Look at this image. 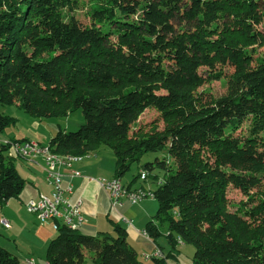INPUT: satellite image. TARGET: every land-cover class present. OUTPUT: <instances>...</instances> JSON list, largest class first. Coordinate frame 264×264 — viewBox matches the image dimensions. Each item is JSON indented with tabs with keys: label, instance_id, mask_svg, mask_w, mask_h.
<instances>
[{
	"label": "trees",
	"instance_id": "trees-1",
	"mask_svg": "<svg viewBox=\"0 0 264 264\" xmlns=\"http://www.w3.org/2000/svg\"><path fill=\"white\" fill-rule=\"evenodd\" d=\"M84 2L87 25L73 15ZM263 25L264 0H0V108L37 120L81 111L84 124L60 128L50 151L84 157L108 147L120 180L138 165L132 183L145 172L159 206L145 230L172 247L147 263L116 224V236L95 237L59 225L48 264H85V252L96 264H168L179 241L195 248L192 264H264ZM205 75L225 78L226 93H199ZM148 109L163 128L134 131ZM15 122L0 112V134ZM244 125L247 136H235ZM25 141L0 144V204L24 189L9 151ZM230 187L247 197L234 212ZM0 264L22 263L0 246Z\"/></svg>",
	"mask_w": 264,
	"mask_h": 264
},
{
	"label": "crops",
	"instance_id": "crops-1",
	"mask_svg": "<svg viewBox=\"0 0 264 264\" xmlns=\"http://www.w3.org/2000/svg\"><path fill=\"white\" fill-rule=\"evenodd\" d=\"M64 130L67 131L66 129ZM54 136H49L48 143L43 144L39 140L40 136L34 133L26 132L20 137H9L4 132L0 134V144L26 139L28 141L38 142L42 146H47ZM89 156L73 164V170L79 171L81 177H72L71 170L62 169L64 174L63 187L72 186V193L69 196L71 202L82 201V213L85 218V224L80 229V232L93 237L99 234L116 236L113 225L116 224L126 231L127 241L136 251L141 261L150 263L152 258H156L154 255L158 251L165 256L162 245L158 241L157 244L154 243L148 236L143 234L147 224L155 221L156 211H158L157 201L151 198L133 204L128 200H123L120 205L113 207L109 193L101 187L98 181L101 179H113L115 166L111 175L104 174L102 171L103 160L99 159L97 155L95 157H92L93 154L91 157ZM16 168L26 183L18 198H13L0 204V221L6 219L10 224V228L7 229L0 222V229H4L3 233L5 237L4 242H0V246L17 256L20 261H24V264L28 259H33L37 263L36 258L46 257L47 247L50 241L57 236V232L53 228L52 221L42 224L34 215L30 216L27 212L26 205L31 200L39 199L41 195L51 196L54 189L46 180L45 164L41 158L28 160L17 155ZM90 178L94 180H90ZM139 180L137 182L140 183H132V181L131 183H125L121 179L123 185L129 186L131 190H154L155 185L149 179L144 181ZM126 220L130 221L131 224H128ZM24 222L28 227L27 231L33 232L37 238L34 245L29 244L24 247L17 243L16 239L19 237L21 228L22 230L24 228L22 224ZM89 255L90 252H85V259ZM147 256H151L150 259Z\"/></svg>",
	"mask_w": 264,
	"mask_h": 264
},
{
	"label": "rangeland",
	"instance_id": "rangeland-1",
	"mask_svg": "<svg viewBox=\"0 0 264 264\" xmlns=\"http://www.w3.org/2000/svg\"><path fill=\"white\" fill-rule=\"evenodd\" d=\"M91 7H92V4L90 6L88 2H84V5L79 10L75 11L73 15L79 21H81V23H83L84 25H87L90 23V16L88 13ZM260 29L264 31V25ZM257 53L258 55L264 58V46L261 48H258ZM204 71L205 70L203 69L201 70L202 73H204ZM224 73L226 75H230L233 73V69L229 67L224 68ZM226 90H227V85H226L225 78L220 79V80H207V75H205V83L199 87L198 92L206 93L208 95L218 97V96L225 94ZM0 112L16 119L15 124L10 125L5 131V134H7L9 137L10 136L20 137L24 135L26 132L34 133L37 136H40L39 140L43 144L48 143V140H49L48 137L51 135L54 136L58 132L59 127H61L62 129H66L68 132H75L85 122L84 116L79 110L69 115L66 118L49 119V120L34 119L32 116L25 113L21 108H19L16 105L1 107ZM153 124L156 125L159 129L163 128V122L161 121L159 114L154 109H148L140 117L139 121L134 125V131H137L138 129H141V128L144 131H149L150 128L153 126ZM247 134H248L247 125L242 126L240 129H238L235 132V136H238V137H245L247 136ZM91 155L89 157H91ZM96 155L99 159L103 160V165H102L103 173L111 175L114 170L113 168L115 166L114 165L115 157H114L113 151L108 147L101 146L96 152ZM96 155L93 154L92 157H95ZM165 156H166L165 152L158 153V154H148L142 159V164L147 163V162H152L154 161L155 158L162 159ZM155 173L161 178L164 177V173L160 171H155ZM138 174H139V166L134 164L132 168L130 169V171L122 179L124 180L125 183L127 182L131 183L134 177L138 176ZM149 180L151 182L150 178ZM137 183H140V182H137ZM228 200H229V209L230 211L234 212L239 208L241 203L247 202V197L240 190L230 187L228 190ZM31 215L32 214H30V216ZM22 224L24 228L23 230L21 228L19 232L20 234L17 233L19 234L18 239H16L17 243L24 247L28 246L29 244L34 245L35 242L37 241V238L34 236L33 232L31 233L30 231H27L28 227L27 225H25V222ZM3 230H4L3 228L0 229V242L2 243L4 242V239H5ZM54 230L56 231L55 228ZM162 230L165 232L166 227L164 226ZM158 243L162 245L165 255H168L172 251V247L169 245L166 235H163L162 237H160L158 239ZM172 254L173 256L167 262L168 264H192L193 257L195 254V248L192 245L183 244L179 241L178 244L176 245L175 250H173ZM161 258L164 259L165 256H163L162 254ZM36 261L37 263L34 262L35 264H47L45 256L43 258L42 257L36 258ZM20 262L24 264L23 263L24 261L23 262L20 261ZM85 264H96L94 261L93 253H90V255L85 259Z\"/></svg>",
	"mask_w": 264,
	"mask_h": 264
},
{
	"label": "built area",
	"instance_id": "built-area-1",
	"mask_svg": "<svg viewBox=\"0 0 264 264\" xmlns=\"http://www.w3.org/2000/svg\"><path fill=\"white\" fill-rule=\"evenodd\" d=\"M48 151V145L42 146L35 141L11 144L9 156L17 159V153L36 154L38 159L41 158L44 161L46 180L54 189L51 196L41 195L39 199L28 202L26 208L40 223L45 224L48 221H52L56 231L59 225H64L73 231L80 230L85 224V218L82 213V201L71 202L69 196L72 193V186L63 187L64 174L62 169L71 170L72 177H81V173L73 170V164L51 163L48 158ZM146 179V173L142 172L141 180L144 181ZM90 180L94 179L90 178ZM98 183L109 193L113 207L120 205L123 200L137 204L145 199H151L153 196V191L144 189L131 190L128 188V190H121V183H117V178L110 180L101 179ZM126 222L131 224L130 221L126 220ZM1 223L5 228H10V224L6 219H2ZM143 234L148 236L146 230L143 231ZM154 256L161 258L162 254L158 251ZM150 257L147 256L149 259ZM25 264L35 263L33 259H28Z\"/></svg>",
	"mask_w": 264,
	"mask_h": 264
},
{
	"label": "bare ground",
	"instance_id": "bare-ground-1",
	"mask_svg": "<svg viewBox=\"0 0 264 264\" xmlns=\"http://www.w3.org/2000/svg\"><path fill=\"white\" fill-rule=\"evenodd\" d=\"M17 155L21 158L28 159V160H36L38 158V155H36V154L17 153ZM85 157L86 156H84V157H81V156H60V155L52 153L50 151V149L48 151V158L50 159L51 163L74 164L75 162L82 161ZM117 183H121V190H128V188L125 185H123V183L120 179H117ZM151 198H154V194Z\"/></svg>",
	"mask_w": 264,
	"mask_h": 264
}]
</instances>
